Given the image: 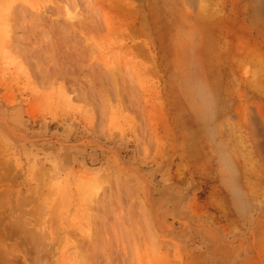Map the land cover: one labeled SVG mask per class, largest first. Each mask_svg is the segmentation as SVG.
<instances>
[{
  "label": "rangeland",
  "instance_id": "obj_1",
  "mask_svg": "<svg viewBox=\"0 0 264 264\" xmlns=\"http://www.w3.org/2000/svg\"><path fill=\"white\" fill-rule=\"evenodd\" d=\"M0 264H264V0H0Z\"/></svg>",
  "mask_w": 264,
  "mask_h": 264
},
{
  "label": "bare ground",
  "instance_id": "obj_2",
  "mask_svg": "<svg viewBox=\"0 0 264 264\" xmlns=\"http://www.w3.org/2000/svg\"><path fill=\"white\" fill-rule=\"evenodd\" d=\"M79 17V16H78Z\"/></svg>",
  "mask_w": 264,
  "mask_h": 264
}]
</instances>
